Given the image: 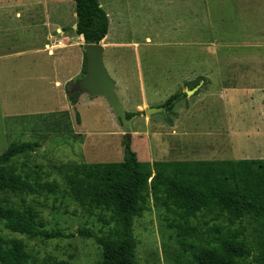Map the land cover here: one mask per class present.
<instances>
[{
  "label": "rangeland",
  "instance_id": "374dc122",
  "mask_svg": "<svg viewBox=\"0 0 264 264\" xmlns=\"http://www.w3.org/2000/svg\"><path fill=\"white\" fill-rule=\"evenodd\" d=\"M99 2L110 22L103 42L104 65L117 83L126 111L139 113L134 116L131 139L139 160L153 163L225 156L223 140L215 145L214 139L199 143L197 137L175 136L171 126L177 123L180 129L185 108L209 104L199 94L203 84L214 85L217 80L228 86L239 83L235 90L240 93L238 86L264 87V0ZM75 24V0H0V154L13 142L40 143L36 151L12 162L27 168L40 165L49 172L48 180L61 184L55 194L43 192L35 205L46 229L75 233L72 238L43 239L11 233L0 223V236L23 239L40 259L99 264L101 246L94 238L76 233L80 228L107 232L113 223L106 225L100 217L109 214L101 210L87 213L54 167L120 162L126 137L106 99L80 93L78 103L71 104L67 89L73 93L72 84L89 70L85 42ZM55 85L61 86L52 88ZM194 89L188 94L187 90ZM175 93L186 96L172 112L146 114L147 108L161 106ZM257 93L253 99L262 97L261 102L247 105H260L264 119V88ZM243 96L249 98L248 93ZM219 104L215 105L220 108ZM173 218L151 200L148 210L135 220L140 264H194L188 255L179 256ZM215 221L226 223L206 212L194 219L204 230ZM241 224L252 241L260 222L246 217Z\"/></svg>",
  "mask_w": 264,
  "mask_h": 264
},
{
  "label": "trees",
  "instance_id": "16d2710c",
  "mask_svg": "<svg viewBox=\"0 0 264 264\" xmlns=\"http://www.w3.org/2000/svg\"><path fill=\"white\" fill-rule=\"evenodd\" d=\"M76 33L85 43H99L109 34L108 13L99 0H75ZM67 93L71 104L79 94ZM186 93L172 94L164 104L166 112ZM128 117L139 113L127 112ZM78 121H80L78 115ZM35 142H13L0 154V223L11 233L43 239L72 238L75 233L48 230L36 198L43 192L57 193L61 184L48 180L49 172L37 165L19 166L13 159L36 151ZM71 196L83 209L113 226L97 233L80 228L81 237L94 238L101 246L99 264H140L135 220L148 210L150 201L173 215L179 256H189L194 264H264V159L247 160H139L131 141L124 140L120 162L71 163L55 165ZM31 198V200H29ZM216 220L204 230L194 219L203 213ZM250 217L260 222L251 241L242 221ZM240 223L239 225H237ZM252 259V261L250 260ZM0 264H67L48 257L40 259L21 238L0 236Z\"/></svg>",
  "mask_w": 264,
  "mask_h": 264
},
{
  "label": "crops",
  "instance_id": "0c3cea01",
  "mask_svg": "<svg viewBox=\"0 0 264 264\" xmlns=\"http://www.w3.org/2000/svg\"><path fill=\"white\" fill-rule=\"evenodd\" d=\"M10 29L12 30V26ZM59 83L58 81L57 84ZM238 84L228 86L218 82V80L214 85L210 83L203 84L199 88V94L206 101H209V104L199 108H185L181 116L180 129H178L179 125L177 123L171 126L175 136L188 137L189 139H196L195 137H197L199 143L202 140L213 141L214 139L213 145H215L218 142L217 140H223V143H220L222 144V151L226 154L225 156L195 160L264 159V119L260 117L261 108L258 104H255V106L247 105L251 103L250 101H255L253 97L264 87L255 89L257 84H253L246 85L247 88L244 87L243 89L238 86L242 90L240 93L235 90ZM60 86L55 85L52 88L59 89ZM245 93H248L249 98L243 96ZM261 98L258 97L255 103L261 102ZM218 101L221 103L219 104L220 108L215 105ZM246 111L248 112L245 113ZM250 113H254L255 117L249 118ZM195 152L202 154L201 150H195ZM240 155L245 158L240 159Z\"/></svg>",
  "mask_w": 264,
  "mask_h": 264
},
{
  "label": "water",
  "instance_id": "95a60500",
  "mask_svg": "<svg viewBox=\"0 0 264 264\" xmlns=\"http://www.w3.org/2000/svg\"><path fill=\"white\" fill-rule=\"evenodd\" d=\"M77 28V25H74ZM104 40L99 43H85L84 49L88 59V73L80 80L72 84L74 95L88 94L91 97L105 98L114 112L119 126L123 128L128 141L132 139L134 117H128L127 111L117 94V83L110 76L104 65L103 55L105 53ZM188 94L194 90H187ZM164 106L150 107L146 109L147 115L165 112Z\"/></svg>",
  "mask_w": 264,
  "mask_h": 264
}]
</instances>
